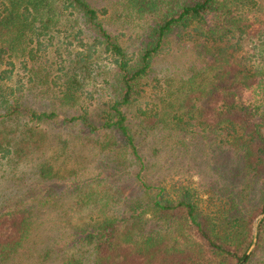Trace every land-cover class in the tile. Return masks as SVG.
<instances>
[{"label": "trees", "instance_id": "1", "mask_svg": "<svg viewBox=\"0 0 264 264\" xmlns=\"http://www.w3.org/2000/svg\"><path fill=\"white\" fill-rule=\"evenodd\" d=\"M112 1L142 26L133 53L106 27L101 0H0V128L30 138L41 128L92 144L88 179L113 185L71 234L44 240L41 216L61 207L52 172L36 169L39 182L7 187L0 264H239L253 220L264 214V0ZM70 30L83 50L66 63L45 60L51 33ZM102 56L103 71L94 74ZM157 131L219 139L238 177L258 183L257 210L227 187L203 208L191 191L149 184L146 172L157 164L143 151ZM9 143L3 135V161L16 152ZM256 240L245 264H264V218Z\"/></svg>", "mask_w": 264, "mask_h": 264}, {"label": "rangeland", "instance_id": "2", "mask_svg": "<svg viewBox=\"0 0 264 264\" xmlns=\"http://www.w3.org/2000/svg\"><path fill=\"white\" fill-rule=\"evenodd\" d=\"M101 1L108 8L104 17L106 27L124 44L129 53L137 51L144 38L139 21L130 14L126 15L120 5L109 4V0ZM63 31L51 33L50 41L44 42L47 46L44 51L45 60L49 58L55 61V64L66 63L69 54L71 56L78 50H83V46L76 38V30H70L68 33H62ZM93 61L91 70H94V74L103 71L98 66L101 61L106 64L104 57L102 56V60L94 58ZM20 72L23 73L21 67ZM98 79H103V77ZM99 83L101 82H98V85ZM86 89L88 90L87 87ZM43 102L48 103L49 101L44 99ZM39 104L40 102L37 103ZM134 109H131L132 113ZM162 133L157 131L149 137L143 151L150 166L157 164V168H148L146 172L149 184L158 185L160 183L170 193L178 190L191 191L203 208H208L209 195L217 200L218 190L220 188L224 190L227 187L225 191L230 192L231 189H235L236 193H239L249 210H257L255 205L258 198L256 195V189L259 188L258 183L247 181L248 178L244 173L238 177V173L234 171L238 166L237 160L233 158L231 152H224L225 149L222 147L219 149V139L213 137L206 139L200 134L196 136V134L188 133L187 135L182 134L183 136L175 134L171 137H163ZM3 135L7 136L10 146L16 152L9 158V161H3L0 154L1 197H5L4 190L7 187L21 186L23 189V186L26 188L33 182H39L37 175L33 176L36 169L51 171L55 177L52 183L57 187L55 198L57 197L58 201H56L61 207L51 208L41 216L43 227V231L41 229L39 233L41 240H44L42 235L44 237L58 235L67 237L74 231V228L97 212V208L109 197L108 192L112 193L110 189L113 185L110 181L88 179L89 175L96 170V153L93 151L92 144L81 141L74 135L41 128H38L35 135L30 138L29 133L21 136L16 128L2 126L0 139ZM232 174L236 177L226 180V178H231ZM75 177L78 178L77 181H74ZM228 195L229 193L224 194V197ZM214 204L218 206L219 202L215 201ZM209 210L214 212V205ZM260 215L253 220L252 236L255 222ZM256 243L249 256L254 252ZM44 245L40 243L33 247L42 248Z\"/></svg>", "mask_w": 264, "mask_h": 264}, {"label": "water", "instance_id": "3", "mask_svg": "<svg viewBox=\"0 0 264 264\" xmlns=\"http://www.w3.org/2000/svg\"><path fill=\"white\" fill-rule=\"evenodd\" d=\"M264 218V214H261L260 217L256 220L254 228H253V239H252V245L250 246L248 252L245 254L243 259L239 262V264H245L247 258L249 257V253L252 251V249L255 246L256 243V234H257V227L259 222Z\"/></svg>", "mask_w": 264, "mask_h": 264}]
</instances>
